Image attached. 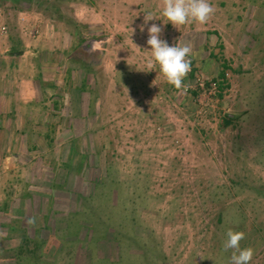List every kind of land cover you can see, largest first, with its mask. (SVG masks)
<instances>
[{"label": "rangeland", "instance_id": "1", "mask_svg": "<svg viewBox=\"0 0 264 264\" xmlns=\"http://www.w3.org/2000/svg\"><path fill=\"white\" fill-rule=\"evenodd\" d=\"M37 1L48 24L27 49L49 47L69 111L0 152V264H231L229 229L264 264V0H211L206 23L177 28L165 0ZM152 24L190 46L186 88L148 69Z\"/></svg>", "mask_w": 264, "mask_h": 264}, {"label": "crops", "instance_id": "2", "mask_svg": "<svg viewBox=\"0 0 264 264\" xmlns=\"http://www.w3.org/2000/svg\"><path fill=\"white\" fill-rule=\"evenodd\" d=\"M37 5V0H0V25L7 28L6 36H0V152L1 150L5 151L6 147H9L14 141L19 146L24 142L34 144V137L41 138L42 136L38 135L36 129L40 128V125L42 127L49 125L46 121L49 116L44 113L52 112V110L54 112L55 107L58 112L69 111L66 107L69 102L60 98L59 92L56 94L54 87L47 86L51 76L49 70L58 65L47 60L48 56L44 52L45 48L49 47L41 46L40 50L27 49L28 45L40 44L45 37L44 35L33 37L34 35L30 33H35L38 28L45 32V29L41 27H47L48 24L45 18L39 17ZM46 16L48 17V15ZM115 30L122 31L118 25L115 26ZM63 36L65 37V33ZM58 40L62 41L61 38H50V49L53 46H58ZM45 41L46 39L43 42ZM96 42L98 43L96 38L85 39L82 36L81 44L77 50L80 51L81 48L85 53L95 54L101 50L100 47H97ZM58 76H54L52 79L59 78ZM63 79L65 77L61 80ZM59 101H61L60 104ZM6 113L10 114L9 118L14 119V124H7V127L3 126L1 120L4 119L3 116H6ZM19 127L31 128V131L24 132L28 135V137H24L29 139L13 137L14 129Z\"/></svg>", "mask_w": 264, "mask_h": 264}, {"label": "clouds", "instance_id": "3", "mask_svg": "<svg viewBox=\"0 0 264 264\" xmlns=\"http://www.w3.org/2000/svg\"><path fill=\"white\" fill-rule=\"evenodd\" d=\"M215 6L211 0H165L161 15L175 28L193 22L204 24L214 14ZM154 18L152 12L145 13V24ZM143 31V27L141 29ZM147 45L151 60L147 67L151 70L158 65L160 73L167 82L176 89L186 88L183 80L191 70V61L188 58L191 48L188 45H169L161 38V26L152 24L147 29ZM224 243L225 250L233 249L231 264H250L254 250L251 247L241 248L240 242L245 238L243 231L229 229Z\"/></svg>", "mask_w": 264, "mask_h": 264}, {"label": "trees", "instance_id": "4", "mask_svg": "<svg viewBox=\"0 0 264 264\" xmlns=\"http://www.w3.org/2000/svg\"><path fill=\"white\" fill-rule=\"evenodd\" d=\"M56 8V7H55ZM230 121H233L231 118H230ZM22 172H20L19 175H21ZM23 180H19V185L22 189H26L27 187H29V185L31 184V180H33L32 177L30 176H23ZM1 189V188H0ZM26 196H28V194H26Z\"/></svg>", "mask_w": 264, "mask_h": 264}, {"label": "built area", "instance_id": "5", "mask_svg": "<svg viewBox=\"0 0 264 264\" xmlns=\"http://www.w3.org/2000/svg\"><path fill=\"white\" fill-rule=\"evenodd\" d=\"M7 34V28L6 26H0V35L3 36ZM35 33H31V35H34Z\"/></svg>", "mask_w": 264, "mask_h": 264}, {"label": "water", "instance_id": "6", "mask_svg": "<svg viewBox=\"0 0 264 264\" xmlns=\"http://www.w3.org/2000/svg\"><path fill=\"white\" fill-rule=\"evenodd\" d=\"M96 44H99V43L96 42ZM97 47H98V46H97Z\"/></svg>", "mask_w": 264, "mask_h": 264}]
</instances>
